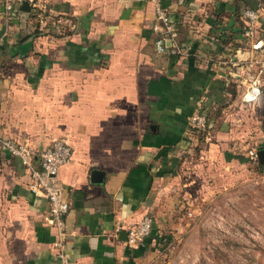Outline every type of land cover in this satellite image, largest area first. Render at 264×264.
I'll use <instances>...</instances> for the list:
<instances>
[{"label":"crops","instance_id":"obj_1","mask_svg":"<svg viewBox=\"0 0 264 264\" xmlns=\"http://www.w3.org/2000/svg\"><path fill=\"white\" fill-rule=\"evenodd\" d=\"M160 2L178 29L166 43L177 51L156 49L162 25L146 0H35L37 15L18 6L9 22L0 0V136L71 146L58 171L71 264H162L193 182L240 173L241 143L264 140V75L256 102L238 95L261 65L232 59L243 48L261 60L264 49L251 48L237 2ZM248 2L261 5L255 39L264 43V0ZM37 27L46 33L32 34ZM200 99L208 131L198 142L188 117ZM31 182L0 144V264H59L48 201ZM145 213L152 230L130 246L127 230Z\"/></svg>","mask_w":264,"mask_h":264},{"label":"rangeland","instance_id":"obj_2","mask_svg":"<svg viewBox=\"0 0 264 264\" xmlns=\"http://www.w3.org/2000/svg\"><path fill=\"white\" fill-rule=\"evenodd\" d=\"M257 73L262 94L264 68ZM238 84L243 101L247 85ZM239 171L227 168L216 180H208L207 187L196 186L200 180L193 182L194 200L183 207L186 218L175 230L162 264H264V171L250 160Z\"/></svg>","mask_w":264,"mask_h":264},{"label":"built area","instance_id":"obj_3","mask_svg":"<svg viewBox=\"0 0 264 264\" xmlns=\"http://www.w3.org/2000/svg\"><path fill=\"white\" fill-rule=\"evenodd\" d=\"M24 0H2V12L6 22H9L18 6ZM32 6L35 0H27ZM154 8L156 20L162 25V30L155 39V46L158 51H177V46L169 47L178 35V29L175 23L170 19L169 10L164 7L160 0H146ZM245 20L244 33L255 48L257 28L259 25L261 10L248 6L243 10ZM159 24H154L153 28L158 29ZM260 48V47H259ZM249 62L258 61L261 65L260 70L264 68V58L259 60L254 56L248 57ZM261 94V78L257 73L247 84L242 93V99L246 102H252L259 98ZM207 115L202 109V99L198 101L195 108L188 117L189 128H203L206 125ZM0 144L13 156H17L22 165L29 170L32 182L30 189L35 194L44 196L49 204L50 220L55 229V237L52 245L59 264H71L67 254L68 226L66 214L70 203L66 197V191L62 180L58 176L59 168L67 162L71 156V146L61 138L53 139L46 146L35 147L27 141L17 140L8 136H0ZM37 159V160H36ZM264 181V172L261 174ZM153 227L152 215L145 213L135 224L127 230V242L130 246H136L150 234Z\"/></svg>","mask_w":264,"mask_h":264},{"label":"trees","instance_id":"obj_4","mask_svg":"<svg viewBox=\"0 0 264 264\" xmlns=\"http://www.w3.org/2000/svg\"><path fill=\"white\" fill-rule=\"evenodd\" d=\"M237 3L235 4L236 5V9H235V11H236V13H238V14H241V13H243V10L246 8V7H248V6H251V7H254V8H256V9H261L260 7H261V5H251L249 2H248V0H235ZM241 3H244V4H246V5H244V4H241ZM250 5H249V4ZM244 5V6H243ZM32 9H33V11H34V13H35V15H37V12H39V11H41V8L39 7V6H37V5H32ZM16 11H18V9H16ZM244 22H245V20H244ZM244 28H245V26H244ZM258 28H259V26H258ZM258 28H257V30H258ZM71 30H70V28H65V29H63L61 32H59L58 34L60 35V34H66V33H69ZM44 33H46L45 31H42V30H40L38 27L35 29V31L32 33V34H34V35H39V34H44ZM257 34V33H256ZM260 49H264L263 48V46L262 47H260ZM228 89H229V91H230V93H231V98L232 97H234V96H236L237 95V92H236V89L234 88V87H231V88H229L228 87ZM190 131L192 132V134H194V135H196L197 136V140H198V142H199V140L201 139V138H204V136L206 135V133H207V131H208V124L206 123V125H205V127H203V128H190ZM195 137V136H194ZM16 139V138H15ZM196 140V141H197ZM242 142V141H241ZM242 144L243 143H241V146H239V150H238V152L240 153V159H241V162L243 163V162H245V161H248V160H250L251 162H254L255 163V166H256V168L258 169V170H260V171H264V164H261V163H259L258 162V158H257V155H256V151L259 149V148H262V147H264V140L262 141L261 140V142L259 143V141H258V145L257 146H253V148L252 147H250V148H242ZM198 145L196 144L195 145V147H197ZM250 150H251V152H250ZM148 214H150V213H148ZM151 215V214H150Z\"/></svg>","mask_w":264,"mask_h":264},{"label":"water","instance_id":"obj_5","mask_svg":"<svg viewBox=\"0 0 264 264\" xmlns=\"http://www.w3.org/2000/svg\"><path fill=\"white\" fill-rule=\"evenodd\" d=\"M19 8L22 9V10H25V11H29L30 8H31V5L30 3L27 1V0H24L21 2V4L19 5ZM170 19L172 21H174V19L172 18V16L170 15ZM167 44L170 43L169 40L166 41ZM263 41L262 40H258L255 44V48H259V47H262L263 46ZM250 56V51L247 50V49H237L236 53L233 55L232 59H238V60H243V61H248V57ZM232 74H234L237 78H240V75L239 74H235L234 72H232ZM256 155H257V158H258V162L261 163V164H264V147L262 148H259L257 151H256ZM102 170L100 169H94L92 171V177H96V179L98 180L101 175H102Z\"/></svg>","mask_w":264,"mask_h":264}]
</instances>
